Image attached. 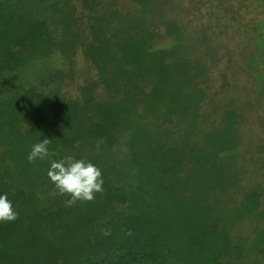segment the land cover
I'll list each match as a JSON object with an SVG mask.
<instances>
[{
  "label": "trees",
  "instance_id": "16d2710c",
  "mask_svg": "<svg viewBox=\"0 0 264 264\" xmlns=\"http://www.w3.org/2000/svg\"><path fill=\"white\" fill-rule=\"evenodd\" d=\"M130 1L0 0V264H262L264 0H191L192 27ZM65 156L102 170L93 201L48 178Z\"/></svg>",
  "mask_w": 264,
  "mask_h": 264
},
{
  "label": "clouds",
  "instance_id": "9594fccd",
  "mask_svg": "<svg viewBox=\"0 0 264 264\" xmlns=\"http://www.w3.org/2000/svg\"><path fill=\"white\" fill-rule=\"evenodd\" d=\"M50 143L51 139L44 138L34 144L28 155V162L33 163L37 159L43 160L55 156V152L49 151ZM47 176L60 195L70 196L66 201L67 206H72L77 201L91 202L97 193L103 192L102 170L84 159L77 160L72 156L53 159ZM18 215L8 195H0V222H14L18 219Z\"/></svg>",
  "mask_w": 264,
  "mask_h": 264
},
{
  "label": "rangeland",
  "instance_id": "374dc122",
  "mask_svg": "<svg viewBox=\"0 0 264 264\" xmlns=\"http://www.w3.org/2000/svg\"><path fill=\"white\" fill-rule=\"evenodd\" d=\"M26 1H27V3H31L35 7L39 6L38 0H26ZM173 1H175V0H173ZM189 1H191V0H182L184 7L186 8V9H184V12L186 15H188L189 20H190V26L192 27L193 23L196 22V20H197V17H196L197 16V7L195 6V4L189 3ZM215 2H218V0H215ZM120 3L122 4V9L125 11H127L132 5L130 0H120ZM191 29L194 31L193 28H191ZM166 40H167V42H166V45H164V47H169L170 46V39L167 38ZM79 57H80V60H79L80 66L81 67L85 66L86 61L83 60L84 58L82 57L81 54H79ZM39 64L40 63L37 64V66L35 67V70L33 71L34 73H37L38 76L41 74V72L39 71V66H38ZM56 66L61 67L62 63L56 62ZM90 68L91 67L85 66L83 69H80V70H82L86 73L87 70H89ZM47 69H48V67L46 68V70ZM63 91L65 94L71 95L73 97H75L77 95L75 89L74 90H73V88L68 89V85H66L64 87ZM245 230H247V229H244V231ZM206 237H207V235L201 234L200 238H199V242H202ZM263 263H264V258H262V264Z\"/></svg>",
  "mask_w": 264,
  "mask_h": 264
}]
</instances>
